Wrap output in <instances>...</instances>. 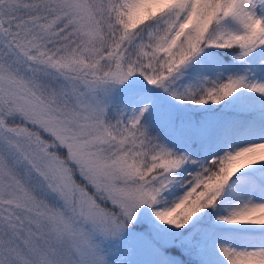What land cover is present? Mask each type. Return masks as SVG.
Segmentation results:
<instances>
[{"label": "snow or ice", "instance_id": "obj_1", "mask_svg": "<svg viewBox=\"0 0 264 264\" xmlns=\"http://www.w3.org/2000/svg\"><path fill=\"white\" fill-rule=\"evenodd\" d=\"M0 264H264V0H0Z\"/></svg>", "mask_w": 264, "mask_h": 264}]
</instances>
